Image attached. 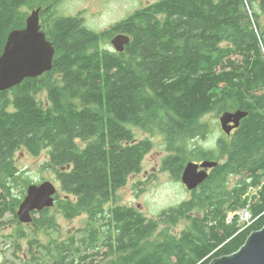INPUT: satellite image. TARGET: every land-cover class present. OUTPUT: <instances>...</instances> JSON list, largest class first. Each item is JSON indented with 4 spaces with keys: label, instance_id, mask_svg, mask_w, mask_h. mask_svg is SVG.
<instances>
[{
    "label": "trees",
    "instance_id": "trees-1",
    "mask_svg": "<svg viewBox=\"0 0 264 264\" xmlns=\"http://www.w3.org/2000/svg\"><path fill=\"white\" fill-rule=\"evenodd\" d=\"M60 1L0 0V55L9 32L25 27L24 9L47 2L40 26L55 48L50 72L0 92V220L19 224L20 151L47 152L64 195L57 206L68 220H88L83 237L48 248L47 260L30 250L26 264H209L238 251L264 225V0H159L100 34L81 14L57 15ZM107 34L129 36L123 53L103 47ZM229 106L248 114L239 127L207 149L195 143L208 133L201 118ZM127 125L150 137L136 140ZM155 135L172 153L160 168L173 177L190 161L217 166L189 200L147 218L117 204V193ZM239 209L249 221L229 222ZM48 210L30 226L52 231ZM180 221L190 224L176 234Z\"/></svg>",
    "mask_w": 264,
    "mask_h": 264
},
{
    "label": "rangeland",
    "instance_id": "rangeland-1",
    "mask_svg": "<svg viewBox=\"0 0 264 264\" xmlns=\"http://www.w3.org/2000/svg\"><path fill=\"white\" fill-rule=\"evenodd\" d=\"M159 0H62L56 6L57 15L64 17H75L81 14L85 27L95 33L109 31L116 23L132 15L138 10L144 9L146 6L154 4ZM51 2L45 3L42 10L47 8ZM24 11H28L24 9ZM264 25V15L262 16ZM111 38L109 34L102 38L103 47L112 50L110 44ZM113 51V50H112ZM38 102L46 101V93L42 91L37 96ZM235 108L228 107L225 111L210 112L201 118V123L206 126L208 131L203 139H197L194 142L200 147L207 149L212 146L216 139L222 134L219 125V117L223 112L234 113ZM136 140L141 141L150 136L139 128L127 125ZM152 148L144 156L140 171L138 174L131 175L127 185L117 193V204L126 207H132L140 211L147 218H156L158 214L166 209L175 207L180 203L191 198V192L188 191L181 183L180 179L173 177L167 171L160 168L163 159L168 156L166 145L163 139L157 135L151 137ZM48 159L47 152L41 153L39 156H32L26 151L16 153L14 162L18 169L17 188L14 194L20 197L24 187L28 183L40 184L44 181L52 182L57 187V194L64 197L61 192L60 184L57 180L56 171L45 165ZM140 183V184H139ZM26 193V191H25ZM25 195L22 197L24 199ZM21 198V199H22ZM249 214V213H248ZM47 217L52 218L56 224L52 231L36 230L31 226L12 222V217L7 214L0 220V264H26L31 258L30 250L40 259L47 260L48 248H53L60 241H65L71 236L77 239L83 237L88 230V220L85 215L68 220L64 217L62 211L55 202L53 208L47 211ZM235 215L240 216L241 224L244 222L246 212L239 209L236 212H229V222ZM153 216V217H152ZM36 218H39L36 215ZM203 219V216L199 217ZM189 221H180L173 228V232L179 234L183 229L187 228ZM18 232L23 233V238H18ZM30 242L33 243L32 249ZM36 242V243H35ZM19 244V250L16 246ZM15 253V255H14ZM25 255L27 261H22Z\"/></svg>",
    "mask_w": 264,
    "mask_h": 264
},
{
    "label": "water",
    "instance_id": "water-1",
    "mask_svg": "<svg viewBox=\"0 0 264 264\" xmlns=\"http://www.w3.org/2000/svg\"><path fill=\"white\" fill-rule=\"evenodd\" d=\"M41 10L39 7L29 13L23 29L9 32L0 55V92L12 89L26 78H37L52 70L55 48L41 31ZM129 43L130 38L125 34H117L110 41L117 53H123ZM247 115L240 110L223 112L218 119L220 129L230 135ZM216 166V162L209 160L190 161L184 166L180 181L188 191H194L208 177V170ZM57 192L50 181L29 185L17 209L18 222L29 225L34 213L53 208ZM209 264H264V225L252 232L238 251L217 257Z\"/></svg>",
    "mask_w": 264,
    "mask_h": 264
},
{
    "label": "flooded vegetation",
    "instance_id": "flooded-vegetation-1",
    "mask_svg": "<svg viewBox=\"0 0 264 264\" xmlns=\"http://www.w3.org/2000/svg\"><path fill=\"white\" fill-rule=\"evenodd\" d=\"M47 9H44V10H41V13H40V24H44L43 23V19H45V17H44V13H43V11H46ZM111 41V40H110ZM112 50H113V48H112ZM44 76V75H43ZM42 76V77H43ZM34 215V214H33ZM31 224H29V225H27V226H30ZM32 227V226H31Z\"/></svg>",
    "mask_w": 264,
    "mask_h": 264
},
{
    "label": "built area",
    "instance_id": "built-area-1",
    "mask_svg": "<svg viewBox=\"0 0 264 264\" xmlns=\"http://www.w3.org/2000/svg\"><path fill=\"white\" fill-rule=\"evenodd\" d=\"M246 217H245V220H244V222H248L249 221V219H250V216L246 213V215H245Z\"/></svg>",
    "mask_w": 264,
    "mask_h": 264
},
{
    "label": "bare ground",
    "instance_id": "bare-ground-1",
    "mask_svg": "<svg viewBox=\"0 0 264 264\" xmlns=\"http://www.w3.org/2000/svg\"><path fill=\"white\" fill-rule=\"evenodd\" d=\"M153 217V216H152Z\"/></svg>",
    "mask_w": 264,
    "mask_h": 264
}]
</instances>
